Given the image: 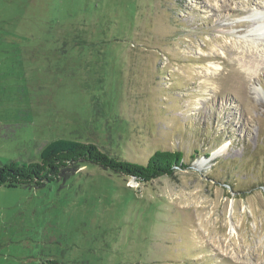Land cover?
I'll return each mask as SVG.
<instances>
[{
  "label": "rangeland",
  "instance_id": "1",
  "mask_svg": "<svg viewBox=\"0 0 264 264\" xmlns=\"http://www.w3.org/2000/svg\"><path fill=\"white\" fill-rule=\"evenodd\" d=\"M0 124L189 166L1 185L0 264H264V0H0Z\"/></svg>",
  "mask_w": 264,
  "mask_h": 264
},
{
  "label": "trees",
  "instance_id": "2",
  "mask_svg": "<svg viewBox=\"0 0 264 264\" xmlns=\"http://www.w3.org/2000/svg\"><path fill=\"white\" fill-rule=\"evenodd\" d=\"M1 132V124H0ZM93 163L103 169L133 176L149 182L165 175H174L175 168L187 169L181 150H156L146 163L127 160L105 151L95 143L72 139H56L45 145L39 161L12 160L0 165V186L37 187L71 176L82 163Z\"/></svg>",
  "mask_w": 264,
  "mask_h": 264
},
{
  "label": "bare ground",
  "instance_id": "3",
  "mask_svg": "<svg viewBox=\"0 0 264 264\" xmlns=\"http://www.w3.org/2000/svg\"><path fill=\"white\" fill-rule=\"evenodd\" d=\"M221 153V152H220ZM217 156V154H215Z\"/></svg>",
  "mask_w": 264,
  "mask_h": 264
}]
</instances>
